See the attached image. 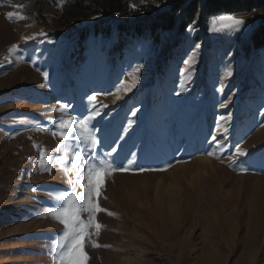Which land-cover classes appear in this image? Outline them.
Instances as JSON below:
<instances>
[{
    "label": "rangeland",
    "instance_id": "rangeland-1",
    "mask_svg": "<svg viewBox=\"0 0 264 264\" xmlns=\"http://www.w3.org/2000/svg\"><path fill=\"white\" fill-rule=\"evenodd\" d=\"M107 1L0 0V264H56L52 242L63 225L44 211L68 177L55 160L51 172L39 170L33 145L62 155L54 109L67 103L68 115L82 118L93 94L101 111L94 155L116 147L117 162L136 153L140 167H172L106 177L98 203L118 217L97 214L105 227L93 240L111 247L88 244L87 264H264V49L249 48L261 11L235 14L246 21L237 34L209 30L213 17L229 14L200 10L192 31L156 42L145 25L168 8L164 0H124L129 21L106 14ZM9 12L26 18L9 20ZM136 24L143 35L128 37ZM41 31L46 39L23 40ZM14 44L21 47L10 53ZM137 67L136 86L117 92ZM212 135L226 151L207 155ZM237 143L248 152L237 157L247 172L229 166Z\"/></svg>",
    "mask_w": 264,
    "mask_h": 264
},
{
    "label": "snow or ice",
    "instance_id": "snow-or-ice-1",
    "mask_svg": "<svg viewBox=\"0 0 264 264\" xmlns=\"http://www.w3.org/2000/svg\"><path fill=\"white\" fill-rule=\"evenodd\" d=\"M15 7H22L16 5ZM135 7V6H134ZM7 18L12 19H25L26 17L20 13H7ZM212 27L210 31H228L230 33L240 34L242 30H246V21L242 17L234 15H220L213 17ZM195 24V22H193ZM219 25V26H217ZM193 30V26H189V31ZM37 36L47 38V33L41 31L38 34L23 37L25 42L37 39ZM20 45L14 44L9 48V52H16L20 49ZM200 45H195L193 51L198 49ZM20 59H23L21 57ZM35 63V62H33ZM186 64H193L195 61L189 59L185 61ZM187 79H191L190 70L183 73ZM231 70L227 75H231ZM42 75L44 80L47 81L49 73L43 71ZM133 77L131 83L121 81L116 91L130 92L139 80V67L129 73ZM223 93L224 84L221 83L218 89ZM179 95V93H177ZM90 107L86 108L87 115H68L70 104L60 103L54 111L61 113L60 118L52 120L53 129L51 134L55 137L59 135L62 143L56 147L57 153H63L55 157L48 156L47 152L40 145L34 144V147L40 149L39 151V170L51 172L52 161L63 170L68 177V188L63 190H54L51 199L53 206L46 208L44 214H50L52 218L63 225V230L56 234L52 242V254L56 264H87L89 256L85 251V247L91 244L93 247H111V245H99L93 240V235L98 236L100 230L105 226L100 224L97 220V214L105 212L109 216L118 217V213L111 212L103 209L98 203L99 198L102 197L105 179L115 172H145V171H166L167 168L172 167L171 164L165 165L163 168H144L136 164V153H132L133 158L127 159L126 163L123 161H115L113 154L117 153V148L112 147L110 151L104 152L100 155H94L97 152V145L100 141L96 137L95 125L92 123L98 116L101 115L100 108L96 107L99 103L96 100V95L93 94L87 97ZM117 100L120 96L116 97ZM230 99V97H229ZM101 107H107L101 105ZM221 107H227V103L222 104ZM131 115L136 116V111ZM231 114L228 118L230 119ZM226 117L221 116L217 121V129L221 128V121H225ZM134 123L129 120L128 128ZM128 128L124 131L127 132ZM38 131L46 129L38 128ZM228 128L224 127L222 135H227ZM123 139V136L120 137ZM75 141V147L72 142ZM216 144V149L207 152L209 156H215L217 151L223 153L226 151L224 142L221 141L216 135H212L211 142ZM246 149L240 147L237 143L234 146V153L232 159L229 161L230 167H236L240 172H247L249 169L245 167L244 161H240L237 157L247 156ZM182 162V161H177ZM74 174V175H73ZM79 189V191H77ZM33 191L37 188L33 187Z\"/></svg>",
    "mask_w": 264,
    "mask_h": 264
},
{
    "label": "trees",
    "instance_id": "trees-1",
    "mask_svg": "<svg viewBox=\"0 0 264 264\" xmlns=\"http://www.w3.org/2000/svg\"><path fill=\"white\" fill-rule=\"evenodd\" d=\"M168 6L167 9L157 13L150 20L148 26L149 33L153 41L158 42L160 36L166 32H176V38H179L186 29L196 19L197 13L203 10L208 16L220 14H243L261 11L258 14L259 23L251 31L249 36V48L251 51L264 49V0H164ZM129 6L124 0H108L104 6V11L109 16L116 19L125 18L130 20ZM183 13V16L182 14ZM119 29L126 28L123 23L117 24ZM135 31L133 28L127 30L128 37L143 35V24H136ZM82 58H80L81 60Z\"/></svg>",
    "mask_w": 264,
    "mask_h": 264
},
{
    "label": "bare ground",
    "instance_id": "bare-ground-1",
    "mask_svg": "<svg viewBox=\"0 0 264 264\" xmlns=\"http://www.w3.org/2000/svg\"><path fill=\"white\" fill-rule=\"evenodd\" d=\"M28 171H29V169H27L26 171H25V173L22 175L23 177L24 176H27V174H28ZM24 183V182H23ZM23 183H21V185H23ZM25 184V183H24ZM168 209H170V208H168ZM172 211V210H171ZM171 221H174V220H171Z\"/></svg>",
    "mask_w": 264,
    "mask_h": 264
}]
</instances>
